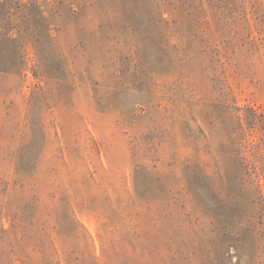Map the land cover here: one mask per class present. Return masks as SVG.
I'll use <instances>...</instances> for the list:
<instances>
[{
    "label": "rangeland",
    "instance_id": "374dc122",
    "mask_svg": "<svg viewBox=\"0 0 264 264\" xmlns=\"http://www.w3.org/2000/svg\"><path fill=\"white\" fill-rule=\"evenodd\" d=\"M0 264H264V0H0Z\"/></svg>",
    "mask_w": 264,
    "mask_h": 264
}]
</instances>
